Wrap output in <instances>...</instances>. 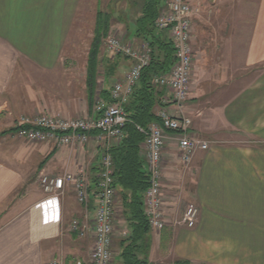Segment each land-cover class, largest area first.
I'll use <instances>...</instances> for the list:
<instances>
[{"label": "crops", "instance_id": "obj_1", "mask_svg": "<svg viewBox=\"0 0 264 264\" xmlns=\"http://www.w3.org/2000/svg\"><path fill=\"white\" fill-rule=\"evenodd\" d=\"M89 1L0 0V132L14 128L20 115L93 116L96 103L108 102L112 85L122 79L132 60L111 53L102 41L93 97L88 99L87 58H76L71 30L78 32V12ZM213 1L221 13L223 3L235 0ZM245 1L253 6L243 15L248 23L242 30L247 35L243 52L237 54L239 44L232 37L239 31L225 25L227 29L220 33L226 40L222 37L215 45L224 59L213 63L207 53L211 39L207 42L192 24L197 51L189 100L180 108L174 103L155 108L156 113L165 109L174 117H189V134L207 141L208 148L197 151L184 166L176 134L166 132L164 178H174L176 161L181 163L190 177L189 203L197 207L198 215L192 228L173 224L181 216L175 212L167 214L171 222L162 230L150 229L134 250L143 264H264V68L250 71L264 63V0H259L258 12L254 0ZM201 2L207 7L210 0ZM139 15L140 11L135 17L124 14L110 30L115 28L125 41L136 44L141 41L135 34ZM238 62L247 69L244 76L234 74ZM157 90L160 98L169 94L165 88ZM4 140L6 150L0 148V264H48L54 258L72 264L85 259L92 234L79 238L68 226L74 218L92 219L93 188L84 208L70 186H65L62 197H46L32 177L59 176L81 168L93 187L101 158L97 142L91 137L77 146H54ZM139 150L145 164L142 144ZM127 236L126 221L119 217L111 263L123 264ZM256 244L263 248L257 249Z\"/></svg>", "mask_w": 264, "mask_h": 264}, {"label": "built area", "instance_id": "obj_2", "mask_svg": "<svg viewBox=\"0 0 264 264\" xmlns=\"http://www.w3.org/2000/svg\"><path fill=\"white\" fill-rule=\"evenodd\" d=\"M200 13L194 0H164L154 19L157 30L166 31L174 49V63L167 73L156 75L153 83L157 89L165 88L168 95L160 98L162 104L174 103L180 108L189 100L192 83L195 49L192 45L193 19ZM103 44L113 54L126 56L132 60L122 79L117 80L109 91L110 102L98 103L93 116L60 117L48 112L34 116L22 115L16 120L11 135L28 142H47L54 146H77L85 144L91 137L101 149L99 171L95 185L91 187L83 169L59 176L42 174L37 183L46 197H62L66 185L70 186L76 202L88 207L89 195L93 188L95 210L92 219L71 220L68 231L79 238L92 234V244L85 259L73 260L72 264H111L112 244L115 221L122 217L119 195L114 185L113 160L110 154L112 145L118 144L123 136V127L128 118L123 105L131 95L141 70L151 60V47L146 40L136 44L125 41L120 34L110 33ZM157 122L145 127L136 126L143 135L140 144L147 173V187L142 193L143 213L149 228L160 231L171 219L165 212L163 196L164 159L163 152L167 133L176 134V144L180 162L187 166L193 155L208 148L207 141L197 135H191L188 129L191 120L187 116L174 117L165 109L157 112ZM197 207L187 203L180 218L173 224H182L187 228L195 226ZM127 235V234H123ZM48 264H64L54 258Z\"/></svg>", "mask_w": 264, "mask_h": 264}, {"label": "trees", "instance_id": "obj_3", "mask_svg": "<svg viewBox=\"0 0 264 264\" xmlns=\"http://www.w3.org/2000/svg\"><path fill=\"white\" fill-rule=\"evenodd\" d=\"M164 0H142L140 15L135 20V34L148 41L151 47V60L141 70L140 77L123 108L128 121L123 127V136L118 144L112 145L110 154L113 160L114 185L119 195L122 217L126 221L128 236L122 255L123 264H143L134 253L136 243L150 230L143 213L142 193L147 187V173L140 158L139 145L143 135L136 128L157 122L156 107H162L160 92L153 83L156 75L167 73L174 63V49L166 31L154 27V19ZM112 25V16L101 10L96 12L92 38L87 53L86 86L88 99L93 97V89L98 68V57L102 41ZM110 102V99L108 100ZM15 128L0 132L12 134ZM51 154L47 156L50 157ZM96 181V179H95Z\"/></svg>", "mask_w": 264, "mask_h": 264}, {"label": "rangeland", "instance_id": "obj_4", "mask_svg": "<svg viewBox=\"0 0 264 264\" xmlns=\"http://www.w3.org/2000/svg\"><path fill=\"white\" fill-rule=\"evenodd\" d=\"M202 0H194V5L200 8V15L193 21V30L195 29L196 32H200L204 34L203 37L207 42L211 39V44L208 45L209 49L207 53L209 54L212 62L214 61H221L224 58L221 56V52L218 47H215L217 43L222 42V37L226 40V35H222L220 32L221 30H226L227 28L231 31L233 28L238 30L240 34L233 35V42L239 44V51L237 54H241L243 52L244 45L247 41V35L242 34L243 28L248 27L247 19L243 17L247 13L248 7L251 10L253 3L248 4L247 1L243 0H235L229 3H223L224 9L216 8V2L210 0V3L207 2V7L202 5ZM252 2V0H249ZM260 1L254 0V6L256 11H259L260 8ZM142 0H90L86 5V8H81L78 12L80 26L78 28V32L76 30H71V44H73L74 51H76V55L79 61L86 60L87 52L90 46L91 38H92V31L94 27V21L96 17V12L101 10L103 12H108L112 16V24L116 23L117 21H122L124 18V14H127L129 17H135L137 11H140ZM226 4V5H225ZM216 6V7H215ZM211 7V9H210ZM206 8V9H205ZM208 8V11H207ZM221 8V6H220ZM218 9V17L216 18L215 10ZM217 12V10H216ZM232 17H234L232 19ZM225 25L227 28H225ZM195 27V28H194ZM115 29V28H114ZM114 29L110 30L108 34L116 33ZM233 29V30H234ZM194 32V31H193ZM118 34V33H116ZM73 35V37H72ZM209 40H208V39ZM73 39V40H72ZM205 41V42H206ZM206 42V44H207ZM232 42V41H230ZM215 43V44H214ZM195 51L196 46L192 43ZM72 47V46H71ZM220 54V55H219ZM225 55L226 53L223 52ZM214 56L216 58H214ZM226 57V56H225ZM214 59V60H213ZM238 69L236 70V66H233L234 74L238 72L239 75H243L247 72V69H244V65L241 62H238ZM234 65H236V61H234ZM264 68V63L256 64L252 69H256V71L261 70ZM252 72V71H251ZM258 73V72H257ZM237 74V73H236ZM98 103H96L97 106ZM22 116V115H20ZM19 116V117H20ZM18 117V118H19ZM2 136V135H1ZM5 138L13 140V142L17 141H25L23 139L17 138L14 135H8L4 137H0V140L3 141ZM6 142L0 143V148L6 150ZM177 154V153H176ZM174 178L167 176V178H163L164 182V202H165V212L169 215L173 213L182 212L184 206L190 202L189 194L187 192L190 184V177L189 174L184 170L183 166L179 165L178 161H176L175 168H174ZM37 175L32 177V181L37 182ZM121 205V204H120ZM170 219V217L168 216ZM117 220V219H116ZM166 227V226H165ZM263 244H256L257 249L262 247ZM113 255L114 252H112ZM117 264V262L111 263Z\"/></svg>", "mask_w": 264, "mask_h": 264}]
</instances>
